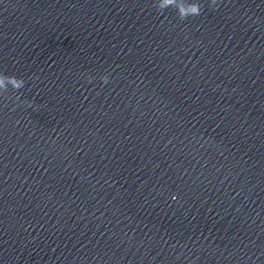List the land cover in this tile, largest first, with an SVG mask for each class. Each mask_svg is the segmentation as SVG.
<instances>
[{
    "label": "clouds",
    "instance_id": "obj_1",
    "mask_svg": "<svg viewBox=\"0 0 264 264\" xmlns=\"http://www.w3.org/2000/svg\"><path fill=\"white\" fill-rule=\"evenodd\" d=\"M217 0H211L210 7L216 6ZM153 7L158 13H163L165 9L169 7L174 8L177 11L178 18L183 21L189 17L199 16L202 12V6L199 0H154ZM215 10V9H214ZM88 82H91L93 77L89 76L86 78ZM103 84L109 82V76L104 75L101 77ZM9 86L14 90H20L25 86V81L22 78H18L14 75H5L0 73V95L7 93ZM19 99V96L17 97ZM31 106V101H24Z\"/></svg>",
    "mask_w": 264,
    "mask_h": 264
}]
</instances>
